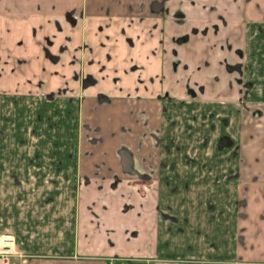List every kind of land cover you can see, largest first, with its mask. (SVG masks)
I'll return each mask as SVG.
<instances>
[{
  "label": "crops",
  "instance_id": "crops-1",
  "mask_svg": "<svg viewBox=\"0 0 264 264\" xmlns=\"http://www.w3.org/2000/svg\"><path fill=\"white\" fill-rule=\"evenodd\" d=\"M81 78L92 95L181 103L193 92L192 104L231 106L221 116L228 129L235 123L233 140L247 156L237 168L255 171L239 173L240 215L231 232L227 210H212L205 196L173 195L183 201L175 211L158 174L141 179L116 166L84 165L67 213L45 196L2 193L0 233L15 237L28 256L23 264H108L113 255L153 264H264V0H0V92L27 94L38 82L41 90L73 92ZM115 175H128L141 195L99 193ZM121 208L136 210L134 221L119 225ZM148 229L147 250L123 246Z\"/></svg>",
  "mask_w": 264,
  "mask_h": 264
},
{
  "label": "rangeland",
  "instance_id": "rangeland-1",
  "mask_svg": "<svg viewBox=\"0 0 264 264\" xmlns=\"http://www.w3.org/2000/svg\"><path fill=\"white\" fill-rule=\"evenodd\" d=\"M227 107L109 103L10 90L0 92V194L27 199L33 196L38 200L45 196L59 203V210L67 213L84 165L97 164L105 172L116 166L117 170L141 179L158 174L166 204L171 207L177 202L175 211L181 209L183 201L174 202L171 196L179 195L183 199L189 195L205 196L206 201L201 202L212 210H227L231 232L234 216L240 215L236 195L238 183L243 179H238L239 173L252 175L255 170L237 168L238 163L246 162L247 156L234 141L235 123L228 129L222 119L223 111L228 114L234 111ZM30 172L36 179L29 177ZM20 177L24 179L21 186L16 183ZM128 178V175L105 178V186L99 193L111 197L123 193L141 195L127 185ZM153 190L154 186L150 187L149 193ZM8 205L12 219L11 204ZM121 211L124 218L115 216L121 220L119 225L134 221L131 212L136 210L127 212L121 208ZM145 223L150 228L153 215ZM216 232L222 235L220 225ZM152 236L148 229L123 246L128 251H145ZM103 245L106 246L105 241ZM178 251L183 252V248ZM113 256L107 257V261ZM116 256L128 264L155 261Z\"/></svg>",
  "mask_w": 264,
  "mask_h": 264
},
{
  "label": "flooded vegetation",
  "instance_id": "flooded-vegetation-1",
  "mask_svg": "<svg viewBox=\"0 0 264 264\" xmlns=\"http://www.w3.org/2000/svg\"><path fill=\"white\" fill-rule=\"evenodd\" d=\"M206 27L208 26H203L202 28V31L204 32L205 29H207ZM178 40L180 39H183V38H177ZM177 40H174V42H176ZM88 80L85 81V85H86V82ZM84 81H83V78H81V86H80V89L78 90H74L73 92H67L66 90H41V82H38L37 84V87L36 89L34 90H31L29 93L27 94H40L42 96H45V97H67V98H72V99H89L91 101H103V102H131V103H135V104H161V105H165V104H172V103H178V104H192V102L196 99L195 96L196 94L193 93V92H189V98L191 100H187L183 102H177V101H174L172 100L171 98L167 97V96H164V97H161V98H156L154 102L152 103H147V99L145 98H138V97H133V98H125V99H115V98H111V96H109L108 94H104L103 92H96L95 94H88L87 91L85 90V88L83 87ZM88 83V82H87ZM32 92V93H31ZM92 96L93 99L91 98H88ZM243 101V100H241ZM165 102V103H163ZM195 103V102H194ZM242 107H244L245 109H247V107L245 105H242ZM223 121L226 122L225 118H223ZM113 257H117L116 255H114Z\"/></svg>",
  "mask_w": 264,
  "mask_h": 264
},
{
  "label": "built area",
  "instance_id": "built-area-1",
  "mask_svg": "<svg viewBox=\"0 0 264 264\" xmlns=\"http://www.w3.org/2000/svg\"><path fill=\"white\" fill-rule=\"evenodd\" d=\"M26 254L17 250L15 237L10 233H0V264H23ZM108 264H128L123 259L110 257Z\"/></svg>",
  "mask_w": 264,
  "mask_h": 264
}]
</instances>
